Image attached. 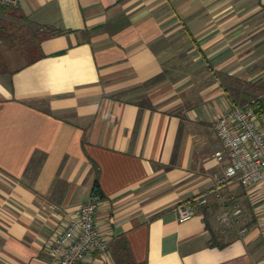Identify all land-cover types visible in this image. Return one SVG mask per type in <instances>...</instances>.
<instances>
[{
  "label": "crops",
  "instance_id": "1",
  "mask_svg": "<svg viewBox=\"0 0 264 264\" xmlns=\"http://www.w3.org/2000/svg\"><path fill=\"white\" fill-rule=\"evenodd\" d=\"M18 1L49 36L0 78V264H51L96 180L111 247L83 264L120 236L139 264H264V183L227 179L215 129L264 100V0Z\"/></svg>",
  "mask_w": 264,
  "mask_h": 264
},
{
  "label": "built area",
  "instance_id": "2",
  "mask_svg": "<svg viewBox=\"0 0 264 264\" xmlns=\"http://www.w3.org/2000/svg\"><path fill=\"white\" fill-rule=\"evenodd\" d=\"M17 2L0 0L4 4ZM215 129L224 145V150L217 153L218 158L223 159L227 153L231 159L226 169L227 179L236 178L245 186L264 183V115H258L249 105L234 106L220 115ZM194 202L205 204L208 197L202 195ZM99 205V196L93 195L49 243L47 253L52 259L51 264H83L91 254L110 250L112 238L98 222ZM176 210L181 220L196 215L193 201L179 204ZM240 213L238 208H228L221 213L220 220L230 224Z\"/></svg>",
  "mask_w": 264,
  "mask_h": 264
},
{
  "label": "trees",
  "instance_id": "3",
  "mask_svg": "<svg viewBox=\"0 0 264 264\" xmlns=\"http://www.w3.org/2000/svg\"><path fill=\"white\" fill-rule=\"evenodd\" d=\"M30 17L24 12L19 1L16 4L0 3V74L10 78L23 69L45 56L42 49V41L48 37L41 28L31 26ZM58 32H63L59 30ZM4 45V46H3ZM7 49L12 53H20L15 57L16 61L25 60V63L12 68L11 60L4 55ZM18 58V59H17ZM249 106L258 114L264 115V100L255 99ZM94 195H102L99 180H96ZM103 196V195H102ZM193 205L196 207L195 202ZM202 208H204L202 206ZM113 254L116 264H139L134 258L132 249L125 236L118 237L113 244Z\"/></svg>",
  "mask_w": 264,
  "mask_h": 264
},
{
  "label": "rangeland",
  "instance_id": "4",
  "mask_svg": "<svg viewBox=\"0 0 264 264\" xmlns=\"http://www.w3.org/2000/svg\"><path fill=\"white\" fill-rule=\"evenodd\" d=\"M4 46V45H3ZM4 55L6 56V57H8L10 60H11V66H12V68H16V67H18L19 65H21V64H23V63H25V60H23V59H20L19 61H16L15 60V57H17V55H20V53H16V54H14V53H12L11 51H8L7 49H5V51H4ZM18 59V58H17ZM0 78H3V79H6L7 80V76H4V75H0Z\"/></svg>",
  "mask_w": 264,
  "mask_h": 264
}]
</instances>
